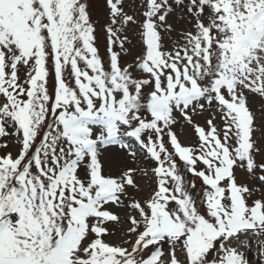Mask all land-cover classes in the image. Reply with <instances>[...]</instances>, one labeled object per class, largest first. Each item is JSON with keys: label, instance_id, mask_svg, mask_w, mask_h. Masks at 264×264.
I'll use <instances>...</instances> for the list:
<instances>
[{"label": "snow or ice", "instance_id": "1", "mask_svg": "<svg viewBox=\"0 0 264 264\" xmlns=\"http://www.w3.org/2000/svg\"><path fill=\"white\" fill-rule=\"evenodd\" d=\"M124 4L103 0L102 53L93 0H0V264H253L242 247L264 236V0ZM130 26L139 52L122 63ZM106 153L120 162L107 172ZM138 177L142 197L129 193Z\"/></svg>", "mask_w": 264, "mask_h": 264}, {"label": "rangeland", "instance_id": "2", "mask_svg": "<svg viewBox=\"0 0 264 264\" xmlns=\"http://www.w3.org/2000/svg\"><path fill=\"white\" fill-rule=\"evenodd\" d=\"M173 2H174V0H173ZM138 4H139V0H125V4H124L125 11L129 12V14H132L133 12H136L138 14L139 13V8L137 7ZM91 11H92V19L94 22H96V28H97L96 34L98 37V43H99L101 52L103 53L104 44H105V36L103 34L102 29H103V26L105 25V23L107 22L106 10L103 6V0H93V8L91 9ZM179 15H180L179 12H176L173 15L169 16V18H168L169 22L172 23L174 25V27L177 29V32L183 28L188 27L186 21L180 20ZM127 34L129 36V39L132 41V43L127 45V47L130 50V54L127 56H122V63L123 62H129L130 63L132 61V59L134 58L135 54L139 52V44H138L136 36H135L134 26L129 27ZM176 38H177V33H175V32L172 33L171 39L175 40ZM165 40L167 43L169 38L166 36ZM249 106L252 108V110L254 112H256L257 124H259L260 117H261L262 101L258 98H250ZM208 116H209V113L205 112L202 116L198 115V116L194 117V119L198 123L203 125L205 120L208 118ZM216 123L218 125H220L219 119H217ZM174 130H175L178 138L180 139V141L183 144L195 143V136L193 133V129L190 126H188L187 124L183 123V121H181V123L177 124L175 126ZM256 139L261 140L260 132L256 133ZM261 147H264V140H261ZM9 150H11V149H9ZM103 159L105 160V171L106 172L109 170V164L120 163L118 161H115V158L111 153H106ZM256 160L258 163L261 160H264V152L257 155ZM123 163H125L128 167H136V164L131 163L130 161H127V160L123 161ZM141 166L142 167H144V166L151 167L152 164H151V162H144V163H141ZM237 178L242 183H248L250 187H261L259 185L258 181H249L247 178V174L243 173L239 170H237ZM137 179H138V182L141 184L143 191L136 192L133 189H129V193L132 196L142 197L148 191V181L146 179H140L139 177ZM259 195H260V193L256 194L257 197ZM116 210L120 211L121 215H123V212L121 210H119V209H116ZM251 238H252L253 242H255L254 245L249 244V242H250L249 240H251ZM112 239L115 240L116 237H113ZM247 240H248V242L246 244V247L243 248L242 250L248 253V258L250 259V261L253 262V264H255V262L260 259L259 255H258V249H259L260 245L258 243H259V241H264V236L257 237V236L250 234L247 237Z\"/></svg>", "mask_w": 264, "mask_h": 264}, {"label": "bare ground", "instance_id": "3", "mask_svg": "<svg viewBox=\"0 0 264 264\" xmlns=\"http://www.w3.org/2000/svg\"><path fill=\"white\" fill-rule=\"evenodd\" d=\"M249 241H250V242H249L250 245H254L255 242H253L252 238H251V240H249ZM258 244H259V243H258ZM259 245H260V244H259ZM245 247H246V244L243 245L242 249L245 248ZM249 254H250V253H249ZM249 257H250V256H249Z\"/></svg>", "mask_w": 264, "mask_h": 264}]
</instances>
